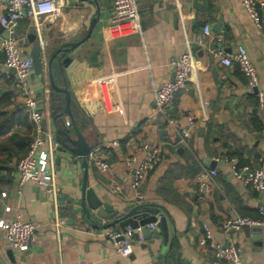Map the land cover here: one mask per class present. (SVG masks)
Returning <instances> with one entry per match:
<instances>
[{"label":"crops","instance_id":"crops-1","mask_svg":"<svg viewBox=\"0 0 264 264\" xmlns=\"http://www.w3.org/2000/svg\"><path fill=\"white\" fill-rule=\"evenodd\" d=\"M136 1L139 22H111L113 0H59L54 13L39 19L46 43L39 46L41 70L33 67L28 87L45 129L58 142L52 152L54 194L34 181L17 185L15 165L29 150L34 124L0 55V219L19 216L41 223L26 251L10 248L0 229V264H75L82 259L95 264H211V251L199 246L204 222L215 240L238 249L242 264H264V228H223L234 213L264 217V191L244 185L229 170L232 158L239 167L252 168L264 158V97L261 103L258 97V92L264 94V8L258 27L242 0ZM205 25L211 33L198 44ZM5 32L0 24V38ZM16 40L31 56L38 43L32 19L19 21ZM238 44L257 68V88L248 85L236 64L225 66L212 55V49L232 52ZM188 50L193 67L187 87L175 93L168 109L178 127L188 128L182 142L177 126L157 113L153 89L172 80L170 59ZM50 73L55 86L70 93L74 123L90 147L86 168L60 132L76 138L66 95L53 87ZM142 141L158 143L162 151L142 185L143 200L135 201L123 158ZM49 146L46 140L43 148ZM94 158L105 159L110 172H100ZM202 168L217 170L207 194L195 180ZM85 177L87 188L114 216L99 217L89 207L90 216L83 212ZM138 205L136 217L148 209L164 216L167 240L154 222L156 227L147 228L143 238L134 235L132 252L124 257L106 232L124 228L110 223Z\"/></svg>","mask_w":264,"mask_h":264},{"label":"built area","instance_id":"built-area-1","mask_svg":"<svg viewBox=\"0 0 264 264\" xmlns=\"http://www.w3.org/2000/svg\"><path fill=\"white\" fill-rule=\"evenodd\" d=\"M59 0H0V7L3 11L0 14V24L7 32L8 36L0 38V55L4 58V65L14 76L15 87L23 95V103L34 124V134L26 155L21 157L16 165L17 185L23 187L28 181H34L46 192L55 193L54 182V161L52 152L57 147L58 142L51 136L49 130L45 129L43 116L40 111L37 99L29 92L28 80L33 70V60L30 56L24 55L22 47L16 40V28L20 20L32 19L35 23V34L39 46L44 48L46 41L42 37L39 19L48 14L54 13L57 9ZM242 5L248 15L258 27H261V10L264 8L262 0H242ZM140 13L136 0H113V14L111 22L119 23L127 20L139 22ZM211 27L205 25L203 34L196 37L198 44H204V37L210 35ZM212 55L219 57L225 66L236 64L244 74L247 83L252 88L258 86V71L255 64L251 61L249 53L243 44H238L232 52H225L221 48L211 50ZM173 69V78L153 89V103L157 113L170 126L176 127V121L170 116L168 109L172 105L174 95L178 90L187 87L190 73L193 67V56L190 50L185 51L170 59ZM260 103L263 101L264 94L258 92ZM189 123H193L192 116L187 117ZM176 132L180 141L184 142L189 136L187 127H176ZM49 142V149H44L45 141ZM117 145V141L112 143ZM162 147L160 144L149 141H142L133 153L127 154L123 158L126 173L130 176V184L133 190L132 199L141 201L144 198L142 185L149 173L159 162ZM94 164L100 172H110L108 162L102 158H94ZM229 170L232 177L241 181L244 185L251 187L257 192L264 191V158L260 159V165L252 168L248 165L239 167L237 159L229 160ZM217 176L216 169L202 168L196 175V182L199 191L207 194L214 184ZM5 192L2 196H5ZM10 211V207H5ZM262 215L264 211L261 212ZM65 222L64 219L59 221ZM155 228L156 224L148 223L124 228H110L107 236L116 246V253L121 256H128L132 252V241L135 234L142 238L143 228ZM245 226L264 228V217L243 216L237 213L230 215L224 222L225 230H240ZM41 223L25 222L19 216L10 220L0 219V229L6 236L7 244L10 248L19 251H26L30 244L35 240L37 230ZM203 234L199 239V246L208 249L213 255L211 264H242L241 255L238 249L229 243H220L215 240L212 230L206 222L203 223ZM75 264H95L91 261L79 260Z\"/></svg>","mask_w":264,"mask_h":264},{"label":"water","instance_id":"water-1","mask_svg":"<svg viewBox=\"0 0 264 264\" xmlns=\"http://www.w3.org/2000/svg\"><path fill=\"white\" fill-rule=\"evenodd\" d=\"M7 36H8V34H7V32H5L4 37H7ZM39 56H40V47H39V43H36V46H35L34 50L32 51V55L30 57L33 60V67L37 70V72H40L41 67H42ZM50 64H51V60L49 61V65ZM50 79H51V83H52L53 87L59 91L64 92L66 95L65 108H66V112L68 113V115L70 117L72 129L76 135V138L70 137V135L67 133V131L61 130L60 132H62L64 134L65 140L68 141L70 143V145L75 147V149H74L75 155H77L78 157L81 158L82 166L86 168L87 164H88V156H89V152H90V147L87 145L83 135L81 134V131L79 130V128L74 123V119L72 117V113H71V109H70V93L66 88L61 89V88H58L57 86H55L51 73H50ZM52 130L54 131V133H56L55 125H53ZM75 155L74 156L72 155L71 158H74ZM81 206H82L83 212L87 216H90V213H89V210L87 209V207L92 209L94 211V213L99 217L108 218V217L114 216L112 208L106 204H103L98 199V197L95 195L94 191L90 188H87L86 177H85V180H84V183L82 186ZM139 208H141V205L136 206L128 214H126L125 216H122L121 219H116L115 221H112L110 223V225H113V224L119 222L123 226L130 225L131 227H137L138 225H146L148 223L157 222V227L160 229V233L164 237V240L166 241L167 240V226H166V220H165L164 216L162 215L161 217L158 218L157 217L158 212H156L154 210L151 211L150 209H148V211L142 212L139 215V217L138 216L136 217L134 213ZM150 212H152V213H150ZM260 228L261 227H257V229H260ZM147 232H148V229L144 226L143 233L145 234Z\"/></svg>","mask_w":264,"mask_h":264},{"label":"trees","instance_id":"trees-1","mask_svg":"<svg viewBox=\"0 0 264 264\" xmlns=\"http://www.w3.org/2000/svg\"><path fill=\"white\" fill-rule=\"evenodd\" d=\"M61 116L64 117V114H62ZM59 118H60V117H58V119H59Z\"/></svg>","mask_w":264,"mask_h":264}]
</instances>
